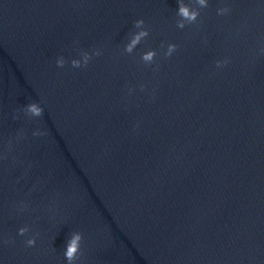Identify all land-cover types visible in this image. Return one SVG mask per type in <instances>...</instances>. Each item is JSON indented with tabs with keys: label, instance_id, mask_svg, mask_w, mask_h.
<instances>
[{
	"label": "water",
	"instance_id": "1",
	"mask_svg": "<svg viewBox=\"0 0 264 264\" xmlns=\"http://www.w3.org/2000/svg\"><path fill=\"white\" fill-rule=\"evenodd\" d=\"M177 11L0 0V241L14 240L0 264H67L74 231L76 264H264V0H208L184 29ZM137 19L150 35L129 55ZM93 48L87 68L56 67ZM150 49L158 71L141 61ZM33 101L41 117L23 112Z\"/></svg>",
	"mask_w": 264,
	"mask_h": 264
},
{
	"label": "clouds",
	"instance_id": "2",
	"mask_svg": "<svg viewBox=\"0 0 264 264\" xmlns=\"http://www.w3.org/2000/svg\"><path fill=\"white\" fill-rule=\"evenodd\" d=\"M194 3L198 7H192L190 4H186L184 0H178V11L177 16L179 19L176 21V26L179 29H184L186 25H191L197 22L199 16H200V10L203 8L208 7V0H194ZM230 12V9L228 7H221L217 9V15L224 16L227 15ZM133 27L137 30L135 32H132L129 34L128 42L125 44L123 51L124 53H127L131 55L136 47L141 44L143 41L146 40V38L150 35V31L147 28L145 21L143 19H137L133 22ZM78 43V42H76ZM161 48L164 49V45H161ZM178 45L174 43H169L163 51V55L165 58H170L173 53L177 50ZM260 54L264 55V46L260 48ZM102 55V51L99 48H93L91 51L86 50H79V58L71 59L70 61L66 60L64 56H58L55 60V64L57 68H64L67 64H70V66L74 69H80V68H87L93 57H98ZM158 53L156 50H147L143 53H141V61L145 66H152L155 64V67L153 68V71L159 70V64L156 63V57ZM230 61L228 59L223 60H216L215 61V67L216 69H223ZM146 86L141 84L140 90L145 91ZM135 89L129 88L128 94L132 95ZM43 108L40 106L37 102H30L27 105L24 106L23 112L25 115L30 117H41L43 115ZM19 117L16 116L14 119H18ZM138 127V125H137ZM44 133L40 131H36L33 133L34 136L43 135ZM23 139V135H17L16 140L20 141ZM12 150V141L9 140L7 151L0 154V160H6L8 158V153ZM28 208V204L24 201H21L18 205V211L23 212ZM31 229L29 226L20 227L18 229V235L19 236H28V238L25 240V246L26 247H35L37 237L39 233L28 235L30 233ZM83 241V233L79 231H74L70 234L68 240L66 241V247L64 250V257L67 261V264H76L80 256H82V250L81 245ZM0 243L3 244H9L14 243V240H8L4 239L0 241Z\"/></svg>",
	"mask_w": 264,
	"mask_h": 264
}]
</instances>
